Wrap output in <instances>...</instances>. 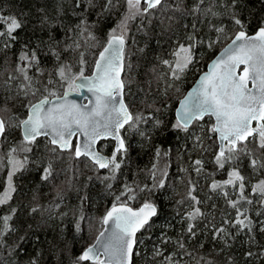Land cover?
Masks as SVG:
<instances>
[{"label": "snow or ice", "instance_id": "snow-or-ice-1", "mask_svg": "<svg viewBox=\"0 0 264 264\" xmlns=\"http://www.w3.org/2000/svg\"><path fill=\"white\" fill-rule=\"evenodd\" d=\"M123 2L125 11L115 27L109 30L107 41L95 60L91 75H85L86 62L83 53H80L79 72L74 74L72 65L61 61V53L50 48L57 64L53 72L48 73L46 81L37 80L34 75L29 74L32 69L40 75L44 74L43 69L40 68L37 51L29 49L27 45L20 51L14 69L18 75L10 73L6 83L17 79L22 81L18 86L17 96L23 95L27 101L23 104L26 112L23 119H18L10 114L7 117L3 115L9 113L7 107L0 109V139H6L9 128L19 127L23 131V143L20 149L13 147L7 154L9 165L7 187L3 193H0V206L12 199V194L16 191L13 177L16 173L25 170L28 162L27 156L21 159L15 154L18 151L31 152V146L36 145L37 139L41 136L47 137L46 146L51 153L67 152L73 160L85 158V167H90L97 173V179L105 184L106 190L111 195L112 182L117 179L122 165L129 158L130 146L120 135L121 129L127 125L128 130H136L140 136L150 139L140 125L152 122L153 129L163 131L161 126L164 123L154 115L155 112L161 111L155 103L148 105L154 110L153 113L145 115L132 113L124 102L126 88L131 83L124 78L127 71L132 68L127 62L126 52L131 24L139 19L142 27L145 18L154 16L157 11L181 12L185 15H194L195 18L203 17L200 22H206L209 30L216 34L215 39L207 41L208 49H212L222 39L231 42L212 61L208 71L200 77L198 86L179 101L176 120L171 128L193 136L194 134L189 132L193 121L203 120L205 116L214 118V123L207 129L209 139L215 134L219 143L213 163L217 170H223L226 165L230 166L231 170L226 180L212 179L208 191L222 196L228 208L235 211V215L221 213V220L217 224L215 215L206 213L200 207L204 201L195 194L196 183L189 179L185 196L177 201L179 205L189 202L181 216L186 227L175 241L166 233H162L159 238L160 244L154 246L152 258L156 264H192L193 261L195 264H213V261L198 254V249L204 247L203 243L198 242L190 250L189 242L195 240L200 232L209 233L214 242L223 244V248L220 249L223 252L225 249H230L237 237L243 233L247 236L245 242L254 244L256 243L255 223L248 214L247 206L259 204L260 209H264V179L251 184L250 191L246 192L249 181L239 167L242 158H245L253 172L264 171V20L259 22L255 34L250 35L247 30L250 21L242 16L240 7L243 0H194L191 8L184 6L183 0H173L171 4L169 0H123ZM118 4L119 0H103L99 5L97 0H75V7L84 6L82 9L84 12L99 6L100 15L111 12ZM221 16L228 18L230 28H226L222 21L219 24L215 22ZM167 19L172 20L174 17L168 16ZM46 21L45 17L42 23ZM0 24L4 25L0 30V45H2L0 51H3L10 49L18 39L15 33L23 27V23L14 15L0 14ZM76 27L82 37L87 34L86 42L96 40L89 30L92 25L86 17L82 16ZM191 27L192 31L186 37L187 42L178 44L172 52L174 59L162 61L169 70L167 75L170 81L165 88V95L171 88L179 92L175 82L180 81L190 66L198 62L196 49L199 45L205 44V40L199 36L197 25L193 24ZM74 44L75 49H79V42L74 41ZM75 49L72 45L66 46V50ZM57 85L64 89L62 93L59 92ZM81 90L91 93L92 99H89L87 104H78L69 100L71 93L80 95ZM253 122L256 123L255 127L252 126ZM74 138L75 143H73ZM108 138L116 142L111 156L102 153L100 148L103 145L98 147L100 141ZM194 147L204 152L209 150L204 145L203 137L199 135L194 136ZM170 151V149L156 148L157 162L149 170L151 185L135 187L128 183L123 185L120 194L115 195L112 206L99 219L102 227L94 243L77 256L72 264H85V262L133 264L134 257L139 255V244L142 243L137 233L152 227L150 221L158 214V207L151 199H146L139 209H133L128 202L135 200L139 192H147L151 196L165 188L169 167L166 157ZM190 167L199 176L205 171L204 160L199 158L191 160ZM100 170H106L107 174L99 175ZM181 171L188 172V168H182ZM52 175V165L49 163L43 169L41 179L47 181ZM208 176L211 177L212 174L209 173ZM89 179L91 180L92 177ZM211 198V195L207 197V199ZM57 199H62V195L58 194ZM88 199L86 195L81 198L79 215L74 222L77 233L82 231L81 224L87 219L83 206ZM55 208L58 209L59 204H56ZM212 208L215 209V204ZM43 211L51 215L53 209L48 208ZM31 213L43 214L41 206L38 204L33 206L30 209ZM15 215L16 209L11 208L8 214L0 216V249L6 248L5 237L16 231L12 224ZM61 215L66 216L67 213ZM177 215H181L179 211ZM256 215L262 216L264 211L258 210ZM259 231L264 233V221L260 222ZM25 240L26 237L21 236L8 248L7 255L14 258V254L22 250ZM167 244H174L175 250L167 252L163 247ZM254 255L256 253H253L251 248L244 253L246 260H250ZM259 255L264 256V252ZM0 264H10V262L0 260ZM30 264H38V261L32 259ZM227 264H235L231 256Z\"/></svg>", "mask_w": 264, "mask_h": 264}, {"label": "trees", "instance_id": "trees-1", "mask_svg": "<svg viewBox=\"0 0 264 264\" xmlns=\"http://www.w3.org/2000/svg\"><path fill=\"white\" fill-rule=\"evenodd\" d=\"M102 2L103 0H97V5ZM169 3H173V0H169ZM193 3L194 0H183V5L188 8H191ZM83 7L76 8L75 0H0V14L14 15L23 23V27L15 33L18 39L12 47L0 51V109L7 107L10 110L9 113L3 114L5 117L10 114L18 119H23L26 112L23 104L27 101H24L23 95L17 96L20 80L6 83L10 73L18 75L14 69L17 57L25 45L29 49L36 50L39 56L40 68L43 69L44 74L40 75L35 69L29 73L34 75L37 80L46 81L48 73L53 72L57 64L56 59L51 55L50 48L61 53V61L72 65L74 74L79 72L80 53H83L86 62L84 64L85 75L91 73L97 55L107 41L108 32L120 20L125 11V5L123 0H119L115 9L103 15H100L99 6L89 9L87 12L82 10ZM240 7L242 16L250 21L248 33L253 34L258 28L259 22L264 20V0H243ZM218 10L222 11V9ZM82 16L86 17L89 24L92 25L89 30L96 37L95 41L88 40L86 42L87 34L83 37L79 34L76 25ZM168 16H172L174 19L168 20ZM45 17L47 21L42 23ZM201 20L203 17L195 18L194 15H185L181 12L166 11L161 13L157 11L154 16L145 18L142 27L139 19L131 24L126 52L127 62L132 65V68L127 71L124 77L131 83L126 88L124 99L129 110L134 114L138 111L145 115L153 113L154 110L148 105L155 103L157 107L161 108V111L155 112L154 115L164 123L161 126L163 131L153 129L152 122L140 125V128L146 132L150 139L140 136L136 130H128V126L121 130L122 137L130 146L129 158L122 165L117 179L112 182L111 195L106 190L105 184L97 179V173L92 168L85 167V158L73 160L69 155L67 157V152L51 153L46 146V138H38L36 145L32 146V151L22 154L23 157H28L25 170L16 173L13 177L16 191L7 204L0 206V216L8 214L11 208L16 209V215L12 221L16 231L5 237L6 248L0 249V260H6L10 264H30L32 259H36L38 264H72V261L95 240L102 227L99 219L112 206L115 195L120 194L123 185L125 183L133 187L144 184L151 185L149 170L157 162L155 160L157 147L162 150H171L166 157L169 167L167 168L168 176L165 188L151 196L147 192H139L135 200L128 202L130 206L138 207L146 199H151L158 207V214L150 221L152 227L137 234L142 243L139 244V255L134 257L133 264H156L151 255L154 246L160 244L161 234L166 233L175 241L186 227L181 216L186 211L189 202L186 201L184 205H179L177 201L185 196L189 179L196 183L195 194L204 201L200 207L206 213L215 215L217 224L221 220V213L235 215V211L228 208L222 196L208 191V185L212 179L223 181L228 178L230 166L226 165L223 170H217L212 162L214 157L208 159L207 163L209 155L203 153L200 148L194 147V136L197 132L193 129L198 124L200 126L205 124L209 127L212 124V119L205 117L201 121L194 122L189 129V132L194 134L193 136L174 131L171 128V125L175 123L174 109L179 99L183 97L198 75L205 70L207 63L230 41L222 39L212 49H208L207 41L215 39L216 34L209 30L206 22L201 23ZM221 21L226 28L231 27L226 16L219 17L215 22L219 24ZM193 24L197 25L200 38L205 40V44L199 45L196 49L197 57L203 53L206 54L202 58L205 63H202L203 68L198 74H195V69L190 66L182 79L175 82L179 87V92L172 88L168 89L165 95L167 86L160 73L163 74L165 68L162 61L173 58L170 55L178 44L187 42L186 37L192 31ZM3 27L4 25L0 24V30ZM74 41L79 42V49H75ZM67 45H72L75 50H66ZM57 88L61 93L64 91L63 88H59V85ZM211 136L214 149L218 150L215 135ZM19 141H22L19 127L9 128L6 139L1 140L0 153L4 155L10 144L15 145ZM100 145H103L100 150L111 156L112 141H103L99 143L98 147ZM209 151H213V148ZM61 155L66 157L60 160ZM197 158L204 160L205 171L199 176L190 167V161ZM49 163L52 165L53 175L49 180L44 181L41 179L42 171ZM185 167L188 168V172L181 171ZM239 167L241 173L249 181L246 192L250 191L251 184L264 179V174L260 171H252L247 159L242 158ZM209 173L212 174L211 177L208 176ZM106 174V170L99 172L101 176ZM89 177L92 179L90 180ZM58 194L62 195V199H57ZM85 195L89 197L83 206V212L87 219L81 224L82 231L77 233L74 222L79 215L81 198ZM209 195L212 196L211 199H207ZM37 204L41 206L43 214H30V209ZM56 204H59L58 209L55 208ZM213 204H215V209L212 208ZM247 207L249 208L248 214L255 223L256 243L245 242L247 236L242 233L233 242L230 249L221 252L220 249L223 248L221 242H214L209 233L200 232L195 240L189 242V249L191 250L192 246L198 242L203 243L204 247L198 249V254L213 261V264H227L229 256L232 257L235 264H264V256L259 255L264 252V233H260L259 226H256V212L264 209H260L259 204ZM48 208L53 209L51 215L43 211ZM177 211L181 215H177ZM62 213H67V215L62 216ZM200 227L202 228V224ZM21 236L26 237L22 250L18 254H14V258L7 255L8 248L13 246ZM163 247L167 252L175 250L174 244H167ZM249 248L256 255L250 260H246L244 253ZM192 264L195 262L193 261Z\"/></svg>", "mask_w": 264, "mask_h": 264}, {"label": "rangeland", "instance_id": "rangeland-1", "mask_svg": "<svg viewBox=\"0 0 264 264\" xmlns=\"http://www.w3.org/2000/svg\"><path fill=\"white\" fill-rule=\"evenodd\" d=\"M204 55H206L205 53L201 54V56L198 57V62L195 63L193 66H191L193 69H195V74H198L199 72H201V69L203 68V65L202 63L204 64V59L202 60V58H204ZM172 55H170L171 57ZM173 58H168L169 61L173 60ZM197 70V71H196ZM162 71V70H161ZM168 68L167 66H165L164 70H163V74L162 72L161 75L163 76V82H165L166 86H167V83H169V79H168ZM20 82L22 83V81L20 80ZM164 85V84H163ZM172 89V88H171ZM30 99H32L31 97H29ZM26 101V100H24ZM138 113H141L140 111H138ZM213 123V121H212ZM211 126V125H210ZM209 126V127H210ZM207 126H205V124H202L200 126V124L197 125V127H195L193 130H195L197 132L196 135H199V136H202L203 139H204V145L206 147H208V149L210 150L211 148H213V151H206L203 153H205L206 155H209L208 158H207V163H208V159L212 158V156L214 157L215 153L217 152V148L214 149V143H213V137L211 136V138L209 139V133L207 132V129L209 128ZM192 130V129H191ZM198 130V131H197ZM215 135V134H214ZM22 141H19V143L15 144V145H12L10 144L9 147H8V150L5 151L4 155H2V153H0V193H3L5 188L7 187V175H8V171H9V165L7 163V154L9 152V150L13 147L17 148V149H20L22 147V143H23V139L21 138ZM216 140V138H215ZM32 147V146H31ZM249 147H254V145H249ZM102 151V150H101ZM104 153V151H102ZM25 153V152H22V151H18L15 155L18 157V158H21L23 157L22 154ZM106 154V153H104ZM70 154L68 153L67 154V157H69ZM107 155V154H106ZM59 157V156H57ZM61 158H59L60 160H63L64 157H66L65 155H61L60 156ZM214 159V158H213ZM213 159H212V162H213ZM245 159V158H243ZM4 163V164H2ZM206 163V164H207ZM4 165V166H3ZM4 171V172H3ZM3 172V173H2ZM262 174H264V171H260ZM256 205V204H255ZM135 208V207H134ZM264 211V210H263ZM261 221H264V215L262 216H257L256 217V226H259L260 227V222ZM259 230V228H258ZM261 233V232H260ZM152 256V255H151Z\"/></svg>", "mask_w": 264, "mask_h": 264}, {"label": "water", "instance_id": "water-1", "mask_svg": "<svg viewBox=\"0 0 264 264\" xmlns=\"http://www.w3.org/2000/svg\"><path fill=\"white\" fill-rule=\"evenodd\" d=\"M256 32V31H255ZM255 32L253 33V34H250V35H254L255 34ZM231 41H229L228 43H230ZM227 43V44H228ZM227 44H225L219 51H218V53L207 63V65H206V69H205V71L204 72H202L201 74H199L198 75V77L195 79V81L193 82V84L190 86V88L185 92V94L183 95V97L181 98V99H183L184 98V96H186L187 95V93H189L190 91H192L194 88H196L197 86H198V82H199V80H200V77L204 74V73H206L207 71H208V68H209V65L212 63V61L216 58V56L217 55H219V53L223 50V48L224 47H226L227 46ZM102 50V49H101ZM98 55H99V53H98ZM98 55H97V57H98ZM97 59V58H96ZM95 63V62H94ZM93 68H94V65H93ZM93 68H92V71H93ZM92 71H91V73L90 74H88V75H91L92 74ZM87 97V98H86ZM89 99H92V96H91V93H87L85 90H81V94L80 95H77L75 92H73V93H71L70 95H69V100H72V101H75L76 103H78V104H87L88 103V100ZM180 99V100H181ZM179 100V101H180ZM179 101H178V103H177V105H176V107H175V110H174V117H175V120H176V110L179 108ZM124 102H125V99H124ZM126 103V102H125ZM89 106H91V105H89ZM205 117H207V116H205ZM204 117V118H205ZM212 119V121H213V123H214V118H211ZM198 121H201V120H198ZM195 121H193L192 122V124L194 123ZM126 126V125H125ZM253 127H255L256 126V123L255 122H253V125H252ZM19 130H20V135H21V137H22V139H23V131H22V129H20L19 128ZM122 130V129H121ZM120 135H121V131H120ZM39 138H47V137H43V136H41V137H39ZM215 138H216V136H215ZM1 140L2 139H0V148H1ZM106 140H111L112 142H113V150H114V147H115V141L114 140H112L111 138H108V139H106ZM216 141H217V145H218V147H219V143H218V140H217V138H216ZM73 143H75V138L73 139ZM218 151V150H217ZM100 171H103V170H100ZM142 205V204H141ZM141 205L140 206H138V207H136V208H134V207H132V206H130V207H132L133 209H139L140 207H141ZM153 218V217H152ZM95 241V240H94ZM94 241H93V243H94ZM87 248V247H86ZM85 248V249H86ZM84 249V250H85ZM83 250V251H84ZM82 251V252H83ZM102 259H103V257H102Z\"/></svg>", "mask_w": 264, "mask_h": 264}, {"label": "bare ground", "instance_id": "bare-ground-1", "mask_svg": "<svg viewBox=\"0 0 264 264\" xmlns=\"http://www.w3.org/2000/svg\"><path fill=\"white\" fill-rule=\"evenodd\" d=\"M205 69H206V68H205ZM204 71H205V70H204ZM204 71H203V72H204ZM200 74H201V73H200ZM179 100H180V99H179ZM174 110H175V109H174ZM126 126H127V125H126ZM126 126H125V127H126ZM122 130H123V129H122ZM121 136H122V135H121ZM250 139H251V138H250ZM103 141H111V140H102V141H100L99 143H101V142H103ZM112 143H113V142H112ZM103 154H104V153H103ZM104 155H106V154H104ZM106 156H108V155H106ZM81 158H83V157H81ZM135 208H136V207H135ZM153 218H154V217H153ZM153 218H152V219H153ZM137 234H138V233H137Z\"/></svg>", "mask_w": 264, "mask_h": 264}]
</instances>
